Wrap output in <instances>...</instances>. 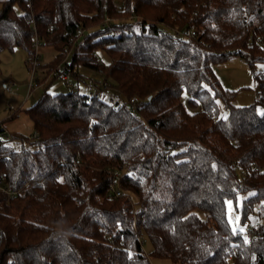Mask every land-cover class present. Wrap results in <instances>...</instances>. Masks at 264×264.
<instances>
[{"label":"trees","instance_id":"trees-1","mask_svg":"<svg viewBox=\"0 0 264 264\" xmlns=\"http://www.w3.org/2000/svg\"><path fill=\"white\" fill-rule=\"evenodd\" d=\"M122 1H4L0 52L30 54L37 33L58 51L54 75L101 69L122 102L72 82L23 109L33 134L0 143V175L20 190L0 192V264H264V224L234 235L224 203L242 199L238 229L252 210L264 217V0ZM192 25L196 35L171 32ZM233 56L249 59L255 103L237 105L218 78Z\"/></svg>","mask_w":264,"mask_h":264},{"label":"rangeland","instance_id":"rangeland-1","mask_svg":"<svg viewBox=\"0 0 264 264\" xmlns=\"http://www.w3.org/2000/svg\"><path fill=\"white\" fill-rule=\"evenodd\" d=\"M5 0H0V11L3 8ZM20 10V7H16ZM39 46L40 65L32 77L31 69L26 63L28 53L23 49L9 51L7 49L0 52V120H5L8 129L13 134L31 135L34 132V123L31 116L23 110L38 101L44 91L68 90L69 85L61 76L54 75L51 69L52 61L58 56V51L54 45L45 43L41 40ZM71 52L67 53V61L71 60ZM99 58L108 63L109 57L104 50L98 51ZM63 63V62H62ZM257 70L264 69V63L256 64ZM215 71L220 79L223 87L234 92V102L237 105H250L255 103L260 96V85L254 76V71L249 63V59L240 56H233L215 64ZM80 74L83 78H77L73 75L70 77L74 84H79V88L83 92H88L90 88L86 85L88 77H97V73L90 69L81 67ZM35 82L34 87L29 89V82ZM183 101L189 111L196 108L190 102V95L187 91L183 93ZM219 101V111L222 115L227 114L226 106L221 97ZM13 108L10 109L9 107ZM21 109V110H20ZM18 115L10 118L16 111ZM231 215L234 224L239 227L241 212L240 207L242 199L238 198L237 203L232 200ZM238 205V207H237ZM135 210H139V203L134 200ZM229 212L227 206V213ZM239 216V221H235V217ZM251 225L264 224V217H260L257 209L250 211L247 219ZM246 221V222H247ZM243 226V225H241ZM233 227V225H232ZM144 239V249L147 253L151 251V243L148 239ZM153 264H171V261L164 257H151Z\"/></svg>","mask_w":264,"mask_h":264},{"label":"built area","instance_id":"built-area-1","mask_svg":"<svg viewBox=\"0 0 264 264\" xmlns=\"http://www.w3.org/2000/svg\"><path fill=\"white\" fill-rule=\"evenodd\" d=\"M125 0L122 1L123 4H125ZM114 22V25H112V23ZM105 24L107 26H109L110 28H114L115 27H119L121 25L120 20L118 19H113L110 15H107L105 18ZM120 33L121 29H117L115 30V32ZM127 31H129L127 29ZM171 32L174 36L177 37H190L193 35H196V27L195 25H192L191 27L188 28H178V27H172ZM42 39L37 35V33L35 34V38H34V42H33V51L28 54V57L26 59V63L28 64V66L31 69V73H32V77L35 75L36 69L37 67H39L40 65V61H39V46H40V41ZM263 40V38L261 36H258L256 38V41L261 42ZM45 41V40H43ZM45 43H48L47 41H45ZM59 69H64V66L62 64L58 65V69L54 70V74H58ZM98 74H101V76H97V77H88L87 81H86V85L90 88V90L88 91V94L90 96L93 97H99L101 95L105 96L106 99L114 104L115 106H119L122 102L121 97L117 94L116 89H114L107 81L104 80V76L103 71L100 69L98 71ZM62 78L66 81L67 85L71 86L72 83V79L70 78V74L67 72L62 73ZM31 77V81L29 82V89H31L32 87H34L35 82L32 80ZM139 102V98L137 96H133L130 98L129 100V104L131 105L132 110H138L140 107V104H138ZM10 109H12L13 107L10 106ZM17 111V110H15ZM13 139V133L8 129L5 120H0V143H4L6 141L12 140ZM2 155H0V159H1ZM0 192L5 193L7 195L8 200L11 199L12 197L16 196L17 194L20 193V190L13 187L7 180V177L5 175H0ZM115 195H120L121 191L115 189L114 190ZM109 197H112V195H109ZM259 225H251V223H246L243 226V229L246 233V236L248 238H251L253 236L256 235L257 233V229H258ZM108 237H112L111 234L108 235ZM141 241L143 242L144 239H141Z\"/></svg>","mask_w":264,"mask_h":264},{"label":"snow or ice","instance_id":"snow-or-ice-1","mask_svg":"<svg viewBox=\"0 0 264 264\" xmlns=\"http://www.w3.org/2000/svg\"><path fill=\"white\" fill-rule=\"evenodd\" d=\"M21 15H23V14H21ZM217 103H219V101H217ZM259 111V113L261 114V115H264V110H258ZM224 119H226L227 118V116L225 115L224 117H223ZM216 167V165H213V168H215ZM62 182V181H61ZM250 195H254V194H252V193H250ZM224 203H225V205H227L228 206V209H229V212H228V224H230V225H233V227H232V233L234 234V235H236L237 234V232H238V230H239V232H243L244 231V229L243 228H239L238 229V227L234 224V221H233V219H232V215H231V208H232V200H225L224 201ZM239 219H240V217L239 216H236L235 217V221H239ZM244 242L245 243H247L248 242V240H247V237H245L244 238ZM129 258H131V255H130V257Z\"/></svg>","mask_w":264,"mask_h":264},{"label":"clouds","instance_id":"clouds-1","mask_svg":"<svg viewBox=\"0 0 264 264\" xmlns=\"http://www.w3.org/2000/svg\"><path fill=\"white\" fill-rule=\"evenodd\" d=\"M71 236H72V234L69 233V234L67 235V237L65 238V241H66L69 237H71Z\"/></svg>","mask_w":264,"mask_h":264}]
</instances>
